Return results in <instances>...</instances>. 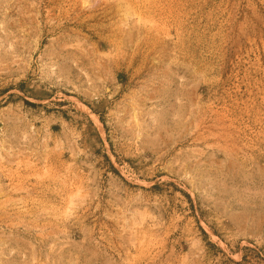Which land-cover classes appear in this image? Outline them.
Segmentation results:
<instances>
[{
  "label": "rangeland",
  "instance_id": "obj_1",
  "mask_svg": "<svg viewBox=\"0 0 264 264\" xmlns=\"http://www.w3.org/2000/svg\"><path fill=\"white\" fill-rule=\"evenodd\" d=\"M0 264H264V0H0Z\"/></svg>",
  "mask_w": 264,
  "mask_h": 264
}]
</instances>
